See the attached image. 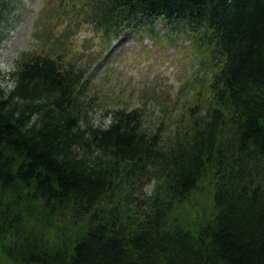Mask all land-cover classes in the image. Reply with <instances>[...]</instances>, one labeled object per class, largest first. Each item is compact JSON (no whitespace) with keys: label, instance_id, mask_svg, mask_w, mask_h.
Masks as SVG:
<instances>
[{"label":"trees","instance_id":"obj_1","mask_svg":"<svg viewBox=\"0 0 264 264\" xmlns=\"http://www.w3.org/2000/svg\"><path fill=\"white\" fill-rule=\"evenodd\" d=\"M87 4L105 35L186 26L211 73L155 127L96 125L86 70L26 52L0 83V264H264V0Z\"/></svg>","mask_w":264,"mask_h":264},{"label":"rangeland","instance_id":"obj_2","mask_svg":"<svg viewBox=\"0 0 264 264\" xmlns=\"http://www.w3.org/2000/svg\"><path fill=\"white\" fill-rule=\"evenodd\" d=\"M5 1L0 18L2 86H14L10 72L26 52L66 54L91 78L90 91L97 95L88 115L96 125L108 124L113 108L141 105L145 126L155 127L173 107L196 98L204 83L198 78L211 73L210 52L198 48L186 26L171 31L172 25L160 18H144L118 35H105L89 19L87 0ZM153 186L150 181L146 189Z\"/></svg>","mask_w":264,"mask_h":264}]
</instances>
